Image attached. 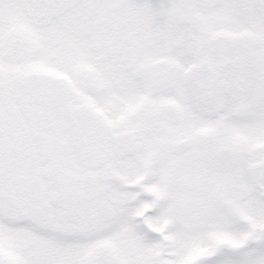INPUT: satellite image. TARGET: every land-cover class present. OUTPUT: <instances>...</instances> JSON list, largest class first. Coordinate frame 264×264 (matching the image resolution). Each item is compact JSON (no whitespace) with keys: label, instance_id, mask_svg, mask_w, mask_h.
<instances>
[{"label":"snow or ice","instance_id":"obj_1","mask_svg":"<svg viewBox=\"0 0 264 264\" xmlns=\"http://www.w3.org/2000/svg\"><path fill=\"white\" fill-rule=\"evenodd\" d=\"M0 264H264V0H0Z\"/></svg>","mask_w":264,"mask_h":264}]
</instances>
